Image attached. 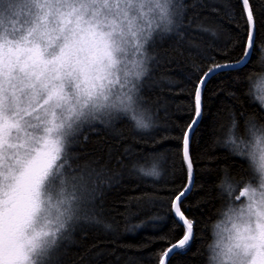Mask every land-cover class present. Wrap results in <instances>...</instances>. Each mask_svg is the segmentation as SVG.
Listing matches in <instances>:
<instances>
[{"label":"snow or ice","instance_id":"obj_1","mask_svg":"<svg viewBox=\"0 0 264 264\" xmlns=\"http://www.w3.org/2000/svg\"><path fill=\"white\" fill-rule=\"evenodd\" d=\"M238 3L244 53L234 63L210 57L195 85V116L182 137L188 182L171 200L184 234L159 264L194 238V222L182 208L192 188L189 134L202 118V89L219 71L246 65L256 43L264 0ZM224 7L233 22L235 6ZM182 8L175 0H0V264H55L79 222L94 219L99 173L74 168L72 148L85 125L108 124L118 113L138 129L153 126L139 95L147 63L155 59L149 49L155 36L177 27ZM258 99L264 108V96ZM245 123L248 139L234 132L233 115L226 143L254 174L239 195L231 183L221 186L230 202L213 226L210 264H264V124L255 117ZM141 172L159 176L155 166Z\"/></svg>","mask_w":264,"mask_h":264},{"label":"trees","instance_id":"obj_2","mask_svg":"<svg viewBox=\"0 0 264 264\" xmlns=\"http://www.w3.org/2000/svg\"><path fill=\"white\" fill-rule=\"evenodd\" d=\"M175 2L183 5L178 25L155 36L149 49L155 59L147 63L139 92L141 108L153 126L138 129L129 116L118 113L108 124L97 120L85 125L80 142L72 148L74 168L86 166L99 173L91 202L94 219L79 222L55 264H159L163 251L184 234L171 200L188 182L182 137L195 116L194 88L212 65L210 57L216 63H234L243 56L246 26L238 0ZM226 4L235 6L233 22L225 15ZM201 25L216 34L202 31ZM256 29L248 63L219 71L204 86L202 118L189 146L194 185L182 208L194 222V238L166 264H210L213 226L230 202L221 186L231 183L236 188L233 196L239 195L254 174L249 161L233 154L226 141L233 115L234 132L245 139L249 117L264 124L256 92L264 76V15ZM153 166L159 176L141 172Z\"/></svg>","mask_w":264,"mask_h":264},{"label":"rangeland","instance_id":"obj_3","mask_svg":"<svg viewBox=\"0 0 264 264\" xmlns=\"http://www.w3.org/2000/svg\"><path fill=\"white\" fill-rule=\"evenodd\" d=\"M257 95L259 97L264 96V76L260 78L257 84V89H256ZM258 97V98H259ZM248 139V138H247ZM243 199V198H242ZM236 203H239L238 201Z\"/></svg>","mask_w":264,"mask_h":264},{"label":"water","instance_id":"obj_4","mask_svg":"<svg viewBox=\"0 0 264 264\" xmlns=\"http://www.w3.org/2000/svg\"><path fill=\"white\" fill-rule=\"evenodd\" d=\"M244 66V65H243ZM242 67V66H241ZM229 69H232V68H229ZM204 89V88H203ZM203 89H202V97H203ZM202 102V101H201ZM201 111H202V109H201ZM201 120V119H200ZM197 126V125H196ZM196 126H194V127H196ZM191 135H192V133H190L189 134V146H190V139H191ZM189 156H190V159H191V155H190V151H189ZM191 161H192V159H191ZM187 163V162H186ZM194 179H195V171H194V166H193V162H192V188H193V185H194ZM192 188H191V190H192ZM166 263H167V261H166Z\"/></svg>","mask_w":264,"mask_h":264}]
</instances>
